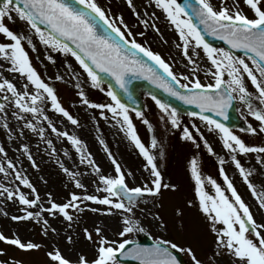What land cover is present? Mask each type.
<instances>
[{
  "label": "rangeland",
  "instance_id": "374dc122",
  "mask_svg": "<svg viewBox=\"0 0 264 264\" xmlns=\"http://www.w3.org/2000/svg\"><path fill=\"white\" fill-rule=\"evenodd\" d=\"M227 2L229 7H232L235 0H227ZM96 3L121 29L126 40L134 39L142 47L160 55L173 73L180 78V83H189L191 80L199 79L204 85L214 84L211 72H214L215 68L211 65L202 47L196 48L195 41L191 42L189 54L191 55L194 49L198 55L192 56L196 64H190L183 54V42L180 40L179 32L175 25L167 19L166 13L155 5V0H133L134 8L129 6L128 0H96ZM211 3L219 8L221 0H211ZM261 4L264 5V0H261ZM238 7L249 18H255L254 12L245 0H239ZM121 18L123 23H121ZM3 22L14 33L24 37L22 46L32 66L41 79L55 90L62 107L79 121L77 125H73L61 114L55 112L45 94L44 103L40 104V107L51 123L59 131L67 132L81 141L82 151L85 155L90 154L95 166L100 168V174L115 177V165L111 159L114 158L120 164L129 187L143 186L146 182L151 186L150 182L153 179L151 168L127 135V126L122 125V117L113 118L112 113L107 109L89 108L81 101L79 92L82 90L91 103H112L106 89L100 84L99 87H93L87 73L74 56L44 45L35 30L19 18L15 20L5 18ZM129 31L131 35L128 34ZM0 43L12 42L0 34ZM214 48L225 50L223 47ZM235 57L241 58L237 55ZM244 59L250 67H255L251 60L246 57ZM10 67V62L0 56V83L8 80L20 92L26 90L29 93H35L37 91L29 84L26 77L18 72L10 71ZM194 67L196 68L195 73L192 71ZM256 75L259 78V73ZM58 76L62 79H57ZM183 76H188L189 79L184 80ZM224 79H228L226 74ZM244 79L253 97L258 95L246 74H244ZM25 85L28 87L25 88ZM4 96L11 99V93L7 92L6 88L0 91V103L5 105V109L0 111V147L5 149L4 153H0V166L7 169V174L0 172V185L14 192L19 190L29 199H34L38 194L39 206L27 210L33 213L40 212V222L38 223L35 218L14 221L12 216L25 215V206L20 205L18 199L9 200L6 194L0 195V233L9 239L18 238L24 243L33 242L40 247L25 251L0 240V264H58L48 255L56 250L71 264H78L81 257L86 258L91 264L96 258L101 239L96 235V227H101L102 236L109 242H114L115 245L124 240L134 241L135 237L146 234L154 242L169 241L177 244L180 249L191 248L197 259L204 264H209L215 252L216 235L211 230L210 218L200 211L196 183L191 175L193 159L197 161V169L203 181V191L213 197L216 195L215 187L209 182L211 178L225 196L234 202L225 181L226 175L242 200L249 206L258 230L264 233V209L259 207V200L253 195L232 160V156L235 155L245 171L250 173L249 179L259 193L264 191V165L259 163L261 159H264V153H230L223 147L221 134L218 131H209L206 122L200 119L178 117L179 126L174 128L168 114L151 101H147V109L142 117H137L132 113H129V116L141 142L155 157L154 162L161 172L162 182L175 187L163 188L161 194L155 197L145 195L134 207V219L139 221L144 231H133L121 236L119 233L123 228V218L129 214L113 208L112 214L108 215L106 214L107 205L93 204L90 201L80 204L83 211L72 208L68 210L73 216L71 223L59 213L54 217L46 211L51 206L50 202L67 203L73 193L78 196L96 195L103 198L107 193L98 192L97 187L103 188L104 185L100 182L99 175L94 171L93 166L80 162V153L76 152L75 147L66 137L57 136L52 132L48 121L43 120L42 116L33 117L32 114L19 112L14 103L4 100ZM238 101L240 102L239 99ZM239 110L246 122L257 128V132L252 134L234 131V134L244 140L247 145L264 146V132L259 131V122L249 115L243 103ZM13 113L23 116L24 119H18ZM144 119L152 125L151 130L143 123ZM26 122H32L37 128L43 127L44 139L42 140L37 132L26 128ZM5 124L8 125L7 128L4 127ZM184 128L189 129L193 136L192 140L184 138ZM153 138L157 141L155 148L151 144ZM48 140L52 141L51 148L46 143ZM100 141H103V144ZM24 146H27L38 168L33 167L31 161L28 160L27 154L23 151ZM209 147L212 149L211 152L208 150ZM53 149H55L54 152ZM161 152H163L162 156ZM9 161L15 165V169L22 176L29 180L36 189V193L16 180L15 171L7 168ZM60 164L71 172L77 173L75 179L67 175L61 169ZM221 169L224 175L221 174ZM76 180L84 184L85 188H77ZM41 208L45 210L41 211ZM91 209H97V211ZM44 219L49 222L47 226L43 224ZM215 226L223 227L222 224ZM85 228L92 232V240L85 237ZM68 236L72 237L71 243L67 239ZM249 236L258 243L254 235L249 234ZM8 248L12 251L7 252ZM178 251L183 255L186 264H194L190 254L186 251ZM213 264H236V259L225 252L217 257Z\"/></svg>",
  "mask_w": 264,
  "mask_h": 264
},
{
  "label": "snow or ice",
  "instance_id": "6c2138e0",
  "mask_svg": "<svg viewBox=\"0 0 264 264\" xmlns=\"http://www.w3.org/2000/svg\"><path fill=\"white\" fill-rule=\"evenodd\" d=\"M76 3L81 5L82 8H73L66 3V0H0V34H3L12 42L7 44L0 43V56L10 62V71L18 72L21 76L26 77L29 84L37 90L35 93H29L26 90L20 92L13 83L4 80L3 83H0V91L6 88L7 92L11 93V99L8 96H4V100L14 103L21 113H29L33 117L42 116L43 120L48 121L52 132L57 136L66 137L75 147L76 152L80 153V162L82 164L86 162L88 165L93 166L94 171L99 175V180L104 187H97V191L107 193L103 198L96 195L78 196L73 193L67 203L57 204L50 202L51 206L46 211L54 217L59 213L66 221L71 223L73 222V216L69 214L68 210L70 208L83 211L84 209L80 207V204L84 201L107 205L106 214L108 215L112 214L111 210L113 208L129 214L123 218V228L119 233L121 236H124L133 231H144L139 221L134 219L133 209L145 195L155 197L161 194L163 188H174L175 186L162 182L161 172L154 162L155 157L149 153L136 134L129 116V108L121 101L118 94L109 90L107 95L111 98L112 103L96 104L91 103L81 90L79 95L84 105L93 109H107V111L112 113L113 118L122 117V125L127 126V135L136 148L139 149L140 154L146 159L147 165L151 168L153 179L150 182L151 186L146 182L143 186L129 187L120 164L114 158H111V154L109 155L112 163L115 165V177L100 174L101 170L98 166H95L94 161L90 158V154L85 155L82 151L81 141L67 132L59 131L51 123L48 116L44 115V110L40 107V104L44 103L46 94L55 112L61 114L73 125L79 123L77 119L73 118L62 107L55 90L45 83L36 72L27 52L22 46L24 37L9 29L3 22L5 18L8 20L19 18L35 30L36 35L44 45L74 56L84 72L87 73L93 87H99V77L96 72V69H98L100 72L114 77L119 87L131 99L126 76L130 73L142 75L157 87L162 88L169 96L182 101L184 104L193 105L198 108V113L193 112L190 115H198L201 121L206 122L209 131H218L221 134L224 149L230 153H264V146L247 145L244 140L234 134L232 129L221 122V119H228V109L233 106L234 100L238 98L241 103L246 105L249 115L259 122V131L264 132V107H261L264 106V5L261 4V0H245V3L254 12L255 18H249L239 9V0H235L232 7H229L227 0H221L219 8L214 6L211 0H196L195 7L192 5L181 6L177 3V0H155V5L166 13L167 19L175 25L176 30L179 32L180 40L183 42V54L188 59V62L192 65L196 64L192 56L198 55V53L193 49L192 54H189L190 44L192 41H195V47H202L211 65L215 68L214 72L209 70L215 82L214 84L209 83L207 85L202 84L199 79L191 80L189 83H180V78L173 73L170 66L160 55L153 53L148 48L142 47L134 39L131 41L126 40L125 34L108 18L105 10L96 3V0H76ZM128 4L134 8L133 0H128ZM189 8L191 12L187 11ZM182 17H187V19ZM97 18L128 47L124 48L122 44L114 41L110 35H100L98 26L96 25ZM193 18L203 26V32L193 23ZM38 23L44 24L50 29L47 35L40 29ZM121 23H123L122 18ZM144 23L147 24L146 21ZM204 33L224 40L232 49L243 50L248 53L247 59L251 60L255 67H250L244 58L235 57L231 52L224 49L212 47L205 41ZM128 34L131 35V32L129 31ZM65 41H70L74 44L75 49L70 48ZM136 52L143 53L145 57L153 61L172 82L178 85L180 89L186 90L187 94L178 91L172 83L165 80L153 68L136 59ZM192 71L195 73L196 68L194 67ZM256 73H259V78ZM225 74L228 77L227 80L224 79ZM244 74L247 75V78L258 93L255 97H253L246 87ZM182 78L184 80L189 79L188 76H183ZM57 79H62V77L58 76ZM24 87L27 88L28 85ZM77 87L79 88V85ZM153 99L159 108L168 114L172 127H178L179 118L177 111L174 108L170 109L167 103H163L155 97ZM4 109L5 105L0 103V111ZM206 113H214L216 117L221 119H213ZM13 114L17 115L18 119H24L23 116L17 113ZM101 114L103 115V112ZM142 115L140 111L136 112L137 117H142ZM143 123L148 126L149 130L152 129V125L147 119H144ZM4 127L7 128L8 125L5 124ZM25 127L31 129L33 132H37L40 138L44 139L43 127L37 128L32 122H26ZM183 132L185 139H193L188 128H184ZM247 132L256 134L257 128L249 123ZM100 142L103 144V141ZM46 143L51 148L52 141L48 140ZM151 144L153 148L157 146L155 138H153ZM208 150L211 152V147ZM23 151L27 154L32 166L38 168L39 166L35 163L27 146H24ZM54 151L55 149H53ZM4 152L5 149L0 147V153ZM162 155L163 152H161ZM232 160L245 183L253 192V195L259 200V207L264 209V191L257 192L249 179L250 173L245 171V168L235 155L232 156ZM221 163H223L222 160ZM259 163L264 165V159H261ZM60 167L67 175L74 179L77 176V173L71 172L63 164H60ZM7 168L15 171L16 180H19L23 186L36 193L34 186L15 169V165L11 161L8 162ZM0 172L7 174V169L0 166ZM221 174L224 175L223 169H221ZM191 175L196 183L200 211L210 218L212 224L211 230L216 235L215 252L210 258L209 264H213L216 258L222 256L225 252L229 256L235 257L236 264H264V233L258 230V225L249 206L245 204L232 183L228 181L227 176L225 175V181L228 184L234 202L225 196L224 192L211 178H209V182L215 187L216 195L213 197L203 191V181L197 169V161L195 159L191 161ZM75 186L77 188H85V185L79 180L75 181ZM4 194L7 195V199H18L19 204L25 206V215L12 216L14 221L35 218L38 223L40 222V212L33 213L27 210L28 208L39 206L40 197L38 194L34 199H29L23 192H19V190L14 192L4 185H0V195ZM44 210L41 208V211ZM91 210L97 211V209ZM48 223L47 219L43 220L45 226ZM216 224H222L223 227L217 228ZM95 232L101 239L99 240L96 258L91 264H117L118 254L131 255L132 258L139 260L140 264H180L170 249L186 251L192 256L194 264H204V262L197 259L191 248L180 249L177 244L169 241H157L151 248L136 246L134 249L126 250V245L129 241L124 240L115 245L114 242H109L102 236L103 229L101 227H96ZM84 233L88 240H92L91 231L85 228ZM249 234L254 235L258 243L250 238ZM67 239L70 243L72 242L71 236H68ZM0 240H4L25 251L40 247V245L33 242L24 243L18 238L9 239L2 233H0ZM48 255L51 260L58 262V264H71L58 250L50 252ZM78 264H89V262L86 258L81 257Z\"/></svg>",
  "mask_w": 264,
  "mask_h": 264
},
{
  "label": "water",
  "instance_id": "95a60500",
  "mask_svg": "<svg viewBox=\"0 0 264 264\" xmlns=\"http://www.w3.org/2000/svg\"><path fill=\"white\" fill-rule=\"evenodd\" d=\"M38 25H42V24L38 23ZM49 31L50 29L47 28L46 32L48 33ZM208 40L211 42L219 41V42L226 43L224 40L214 39L212 37H208ZM65 42L68 43V45H70L71 48L75 49V45L72 44L70 41H65ZM238 51L240 53L248 54L244 52L243 50H238ZM135 56L139 57L142 60V62L151 61L147 57L142 56V54L139 52H136ZM155 71L160 76L162 77L165 76V73L157 65L155 66ZM96 72L99 77V81L107 85L109 90L116 92L118 94V97L121 99V101L125 103L128 106L129 110L131 111H134V112L140 111L141 113L144 112L145 107L143 104V98L144 96L148 95V96H151L152 98L155 97L156 99L160 100L163 103H167L170 106V109L174 108L178 114L186 115V114H190L193 112H197V113L199 112V109L196 108L195 106L184 104L182 101L169 96L162 88L157 87L155 84L150 82V80L145 79L144 76L142 75L130 73L128 74V76H126L127 87H128L129 93L131 94V99H129V95L126 94L119 87L114 77H112L111 75L107 73L100 72L98 69H96ZM174 87H176L178 91H181L182 93L187 94L186 90L180 89L177 85ZM230 111H231V114H230ZM206 114L211 116L213 119H221L219 117H216L214 113H206ZM230 118H231V121H230ZM221 122L224 123L225 125L228 124L229 128L238 127L239 129L240 124L236 120L233 106L228 109V119L227 120L221 119ZM139 240L140 241L138 243H128L126 245V250L134 249L136 246H139L141 248L153 247V244L150 242V239H148L147 237H143L142 239H139ZM172 254L177 257V260L180 262V264H184L183 260L181 259L178 253L172 252ZM119 257L122 258L120 259L122 263L140 264V261L132 258L131 255H119Z\"/></svg>",
  "mask_w": 264,
  "mask_h": 264
}]
</instances>
